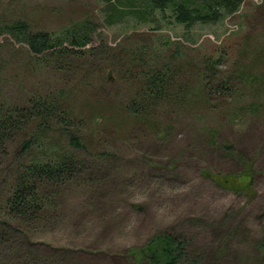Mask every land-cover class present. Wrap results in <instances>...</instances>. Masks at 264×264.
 <instances>
[{
  "label": "rangeland",
  "instance_id": "obj_1",
  "mask_svg": "<svg viewBox=\"0 0 264 264\" xmlns=\"http://www.w3.org/2000/svg\"><path fill=\"white\" fill-rule=\"evenodd\" d=\"M104 7L103 0H0L4 98L24 102L37 93L71 91L79 107H120L133 90L128 68L136 64L128 53L160 35L178 41L175 60L185 66L179 87H199L196 71L212 57L230 91L210 93L207 106L181 104L173 111L166 104L149 122H127L120 132L101 128L88 112L81 174L51 187L40 219H10L19 232L2 231L0 264H144L127 253L164 232L183 238L201 264H264L258 259L264 240V0H245L236 14L188 32L142 27L131 35L122 25L102 24ZM86 17L99 22L96 50L79 63L72 57L76 65L64 69L31 63L27 47L3 28L23 19L33 31L58 34ZM161 52V58L170 54ZM239 156L252 163L254 178L248 190L234 192L218 182L228 178L246 189L248 178L231 176L243 171Z\"/></svg>",
  "mask_w": 264,
  "mask_h": 264
},
{
  "label": "trees",
  "instance_id": "obj_2",
  "mask_svg": "<svg viewBox=\"0 0 264 264\" xmlns=\"http://www.w3.org/2000/svg\"><path fill=\"white\" fill-rule=\"evenodd\" d=\"M103 1L105 7L102 9V24L122 25L130 35L142 27L147 31L152 29L159 32L164 26H181L188 32L197 25L223 21L236 14L245 2ZM98 27L99 22L86 17L66 26L58 34L46 30L33 31L29 22L23 19L6 22L3 28L14 40L27 47L31 63L53 64L56 69H64L71 68L81 62L83 56L96 50L92 41ZM153 41V44H143L140 48L132 47L134 51L128 53L131 61L136 64L134 68H128L132 85L129 88L133 90L123 99L120 107L101 102L79 107L75 104L74 95H70L71 91L37 93L24 102L8 101L0 92V236L7 234L2 233L4 228L14 235L19 232L12 226L10 219H21L27 223L40 219L48 199L54 195L51 187L79 177L86 165L80 153L86 150L81 128L87 122L88 112L99 124L102 122L101 128L113 125L120 132L127 122H149L153 118L150 116L166 104L172 105L167 108L173 111L181 104L196 107L203 103L207 106L210 93L230 91L228 77L219 76L218 59L212 57L201 61V69L196 71L202 77L197 76L199 87H179L178 75H182L185 66L175 60L180 50L178 41H173L171 36L164 39L163 35L153 38ZM161 51L171 52L166 58H161L159 55L165 54ZM74 56L76 63L72 60ZM135 67L138 71H134ZM237 160L243 164V171L231 176L248 178L246 189L229 185L228 178L218 182L234 192L248 190L254 178L252 163L241 156ZM263 241L258 245V259L264 258ZM188 251L191 250H187L183 238L164 232L154 236L144 246L130 250L127 256H130L133 263H202L200 256H194ZM219 251L220 256L225 252L223 249Z\"/></svg>",
  "mask_w": 264,
  "mask_h": 264
}]
</instances>
